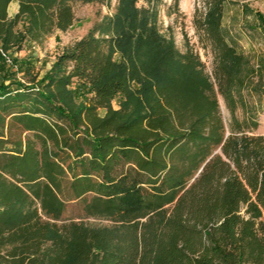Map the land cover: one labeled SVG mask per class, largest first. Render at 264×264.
Returning a JSON list of instances; mask_svg holds the SVG:
<instances>
[{
  "label": "trees",
  "instance_id": "trees-1",
  "mask_svg": "<svg viewBox=\"0 0 264 264\" xmlns=\"http://www.w3.org/2000/svg\"><path fill=\"white\" fill-rule=\"evenodd\" d=\"M102 1L0 0V264H264V135L229 130L218 100L245 63L220 31L225 2L205 20L214 79L140 0H120L117 36L88 34L44 75L9 57Z\"/></svg>",
  "mask_w": 264,
  "mask_h": 264
},
{
  "label": "rangeland",
  "instance_id": "rangeland-1",
  "mask_svg": "<svg viewBox=\"0 0 264 264\" xmlns=\"http://www.w3.org/2000/svg\"><path fill=\"white\" fill-rule=\"evenodd\" d=\"M211 2L213 0H140L137 7L149 11V21L173 43L178 53L193 55L205 74L214 79L217 48L213 40L209 39L208 28L205 26ZM222 2L225 4L222 7L220 31L227 41L243 52L245 63L229 94L218 95L221 113L229 130L234 125L246 127V124L254 120L258 125L252 133L264 135V0ZM119 6L120 0L75 3V23L72 28L56 31L42 43L28 41L20 51L9 54V57L13 61H27L32 64L35 72L44 75L59 55L88 34L93 33L98 37L117 36L119 30L116 16ZM16 8V3H13L9 10L11 16L15 15ZM114 57L120 60L121 53L116 51ZM129 70L132 72L131 67ZM139 78L136 74L129 76L131 95H137L141 87ZM128 100L127 96L117 97L112 106L119 110ZM248 126L252 127L250 124ZM81 214V206H75L73 212L69 213L75 216ZM83 219L92 226L108 225L107 221L99 218L84 216Z\"/></svg>",
  "mask_w": 264,
  "mask_h": 264
},
{
  "label": "crops",
  "instance_id": "crops-1",
  "mask_svg": "<svg viewBox=\"0 0 264 264\" xmlns=\"http://www.w3.org/2000/svg\"><path fill=\"white\" fill-rule=\"evenodd\" d=\"M16 7H17V8H16V10H15V14L18 12V8H19L17 3H16Z\"/></svg>",
  "mask_w": 264,
  "mask_h": 264
},
{
  "label": "built area",
  "instance_id": "built-area-1",
  "mask_svg": "<svg viewBox=\"0 0 264 264\" xmlns=\"http://www.w3.org/2000/svg\"><path fill=\"white\" fill-rule=\"evenodd\" d=\"M9 63H10V61L9 60H7Z\"/></svg>",
  "mask_w": 264,
  "mask_h": 264
}]
</instances>
